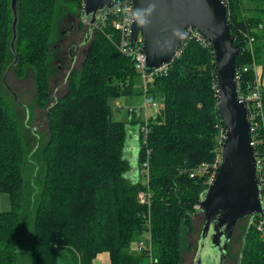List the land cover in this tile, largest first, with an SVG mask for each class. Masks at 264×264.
<instances>
[{
  "label": "trees",
  "instance_id": "1",
  "mask_svg": "<svg viewBox=\"0 0 264 264\" xmlns=\"http://www.w3.org/2000/svg\"><path fill=\"white\" fill-rule=\"evenodd\" d=\"M227 22L239 48L236 69L249 66L236 85L239 97L254 81L252 59L240 51L244 33L255 37L254 62L264 65L253 25L263 24L264 0H225ZM14 49L10 48L13 13L10 0H0V191L9 209L0 211V264H92L108 252L110 264H150L148 254L131 251L145 225L140 189L152 193L151 264H182L185 234L194 231V208L208 186L204 177H190L201 163H212L218 127L216 62L212 45L195 37L181 41L179 54L167 69L152 75L147 100H160L148 122L138 166L150 150L148 181H132L124 155L127 124L114 120L110 101L142 95L133 60L117 48L118 34L106 18L88 29L90 38L80 71L67 79L64 93L49 102L52 41L60 15L81 14V0H18ZM90 27V26H89ZM264 29V28H262ZM264 48V45H263ZM33 73L36 108L44 110L46 135L36 136L15 107L7 78ZM11 96V97H7ZM264 112V87L261 88ZM28 129H24V128ZM33 129V130H32ZM35 139V143L32 140ZM238 264H264V243L251 224L243 227ZM228 252V250H227ZM226 252V254H227Z\"/></svg>",
  "mask_w": 264,
  "mask_h": 264
},
{
  "label": "water",
  "instance_id": "2",
  "mask_svg": "<svg viewBox=\"0 0 264 264\" xmlns=\"http://www.w3.org/2000/svg\"><path fill=\"white\" fill-rule=\"evenodd\" d=\"M18 0H10L13 13L10 48L14 55L3 80L17 63L14 49L17 37ZM111 0H85V20L91 24L109 8ZM131 44L139 34L145 55V70L151 72L170 62L187 28L195 29L211 45L216 62L218 112L226 130L221 149V164L215 180L199 199L203 225L193 264H223L227 246L238 221L260 213L261 206L255 173V156L250 145V122L243 97L236 90L235 70L239 53L227 22L222 0H133ZM13 97L17 100L16 94ZM130 116V110H128ZM248 221V227L250 226Z\"/></svg>",
  "mask_w": 264,
  "mask_h": 264
},
{
  "label": "built area",
  "instance_id": "3",
  "mask_svg": "<svg viewBox=\"0 0 264 264\" xmlns=\"http://www.w3.org/2000/svg\"><path fill=\"white\" fill-rule=\"evenodd\" d=\"M225 2V0H222ZM82 2V12L83 17L85 20L84 15V4L85 0H81ZM133 0H111V4L106 12L96 18H99L101 21L105 20L106 18L110 21L113 29L117 32V48L118 50L124 54L125 56L130 57L133 62L135 69L139 72L140 83L139 87L143 91V99H144V114L145 117L143 121H140L139 124L136 126L137 129V137L139 139V150L141 145H145L147 141V133L149 132L148 129V122L149 120L154 117L156 113H150V109L159 107V101L156 99L147 100L146 90L147 84L152 75H157L163 73L170 63L162 64L160 67L153 69L151 72H147L145 70V55L142 51V43L143 39L138 34L136 40L133 44H131L130 40V33L133 23ZM96 20L91 24L93 28L98 27ZM85 22L89 23L85 20ZM188 37H195L202 43L207 41L203 36H201L195 29L187 28L185 29L181 41ZM244 41L241 44L240 51L243 55H248L252 59V70L254 72V81L253 87L251 91L243 95L242 97L245 100L246 109H247V116L250 122L249 132H250V145L253 148L254 156H255V173H256V180L258 184V191L261 206L264 212V112L262 107V97H261V84L259 82V78L256 75V64L254 62V42L255 37L250 33H244ZM208 42V41H207ZM209 43V42H208ZM210 44V43H209ZM239 49V48H238ZM180 46L175 55L179 54ZM249 70V66H243L235 70V81L236 84L242 77V74ZM218 105V103H217ZM117 108H120V104H117ZM218 109V106H217ZM150 113V114H149ZM221 121V120H220ZM222 123V122H221ZM226 138V130L224 125L218 127V135H217V147L215 149L216 156L212 163H201L198 167L190 172V177H204V183L209 186L214 180L217 175L218 169L221 164V149L223 142ZM146 158L145 161L142 162V170L140 173H144L146 176V180L143 183L148 181V165H149V156L150 150L146 149ZM145 169V170H143ZM138 201L144 205L145 213H144V220L145 225L141 235L135 239V241L131 245V251L133 252H145L148 254L149 263H153L154 259L152 257V230H151V207H152V193L148 186L145 189H140L137 192ZM196 210L200 209L199 203L194 206ZM248 221L252 224L255 230L259 233L260 238L263 240L264 243V216L260 213H255L252 216H248ZM248 223V222H247Z\"/></svg>",
  "mask_w": 264,
  "mask_h": 264
},
{
  "label": "rangeland",
  "instance_id": "4",
  "mask_svg": "<svg viewBox=\"0 0 264 264\" xmlns=\"http://www.w3.org/2000/svg\"><path fill=\"white\" fill-rule=\"evenodd\" d=\"M246 15H257L262 20H264V12L257 13L248 11ZM252 30L258 35V40L256 42V47H260L261 51L264 50V23L257 26H251ZM89 26L85 22L83 17V12L75 14L60 15L57 19L55 35L52 41L50 62L48 68L50 69V80H49V97L50 103L60 97L67 85V79L74 71H80L83 65L84 58L86 56L88 44L90 38L88 37ZM74 47V48H73ZM69 80V79H68ZM7 81L11 88H13L16 97L23 103L15 107L17 114H19L21 121L25 123L26 120V110L24 106L29 107V119L30 123L25 124V126L33 128V133L36 136L46 135L47 126L46 119L44 116V110L36 108L35 103V85L34 76L32 71L28 72L24 78H18L16 75L10 73L8 75ZM136 87H139L140 78L138 77ZM237 85V84H236ZM11 97V96H7ZM121 96L110 101V107L112 112V118L114 120H127L128 119V108L122 104ZM134 102L136 105L135 113L139 110L140 118L144 117V100L142 95H133ZM117 104L122 106V109L117 108ZM159 105L161 102L159 101ZM160 106L150 109V113H156ZM119 112H123L122 116ZM28 129V128H24ZM35 139L32 143H35ZM126 144V143H125ZM145 170V169H143ZM140 180L145 182L146 176L144 173L140 174ZM248 218L245 220L238 221L234 228L231 239L227 246V254L223 264H238L239 252L242 244V233L243 227L247 224ZM194 231L189 234H185L186 241L188 245L182 250L181 261L182 264H193V259L197 249V242L201 227L203 225V214L198 213L194 219ZM98 264V262H97Z\"/></svg>",
  "mask_w": 264,
  "mask_h": 264
},
{
  "label": "crops",
  "instance_id": "5",
  "mask_svg": "<svg viewBox=\"0 0 264 264\" xmlns=\"http://www.w3.org/2000/svg\"><path fill=\"white\" fill-rule=\"evenodd\" d=\"M256 66V75L259 78V82L262 87H264V65L257 64ZM139 84V83H138ZM122 104L130 110L131 113L134 115L136 114L137 123L127 124V138H126V144L124 147V155L125 158L128 160L130 165V170L128 172V176L132 181H136L140 179V170L138 166V152H139V139L137 137V129L136 126L139 124L140 121H143V118H140L139 110L135 113L136 105L134 102L133 95L131 96H124V98L121 99ZM144 100V99H143ZM123 107L120 106L118 108L119 110ZM123 112H119V114L122 116ZM150 114V113H149ZM129 116L127 120L122 121H129ZM9 199L7 195L0 191V211H7L9 209ZM110 264V257L108 252H101L99 253L95 259L93 260L92 264Z\"/></svg>",
  "mask_w": 264,
  "mask_h": 264
},
{
  "label": "flooded vegetation",
  "instance_id": "6",
  "mask_svg": "<svg viewBox=\"0 0 264 264\" xmlns=\"http://www.w3.org/2000/svg\"><path fill=\"white\" fill-rule=\"evenodd\" d=\"M89 37V36H88ZM74 48V47H73ZM247 217H244V218H242V219H240L239 221H241V220H245Z\"/></svg>",
  "mask_w": 264,
  "mask_h": 264
},
{
  "label": "bare ground",
  "instance_id": "7",
  "mask_svg": "<svg viewBox=\"0 0 264 264\" xmlns=\"http://www.w3.org/2000/svg\"><path fill=\"white\" fill-rule=\"evenodd\" d=\"M169 63V62H168Z\"/></svg>",
  "mask_w": 264,
  "mask_h": 264
}]
</instances>
